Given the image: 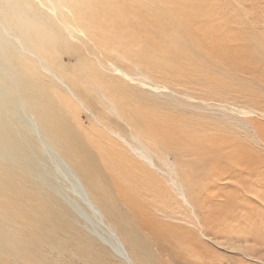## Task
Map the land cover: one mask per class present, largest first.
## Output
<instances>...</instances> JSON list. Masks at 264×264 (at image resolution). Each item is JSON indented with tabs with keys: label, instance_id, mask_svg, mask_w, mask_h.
<instances>
[{
	"label": "bare ground",
	"instance_id": "1",
	"mask_svg": "<svg viewBox=\"0 0 264 264\" xmlns=\"http://www.w3.org/2000/svg\"><path fill=\"white\" fill-rule=\"evenodd\" d=\"M52 1L50 7L70 32H83L96 41L103 50L97 57L106 58L114 53L126 60L136 59L140 40L128 23L121 21L122 14L113 0H58V7ZM35 10L38 8L30 0H0V264H63V256L66 264H79L80 260L82 264H159L176 250L170 245L172 241L185 242L181 238L185 230H188L185 238L190 242L188 245L195 249L199 244L195 229L164 223L151 211L152 203H165L171 194L151 170V165L134 160L128 155L131 154L128 149L110 137L118 134L127 140L123 128L109 120L106 125L97 118L101 128L94 126V129L100 131L99 139L108 147L106 164L102 165L84 142L82 126L75 119L82 108L92 111L86 102L92 89L80 71L72 70L63 62L71 44L52 20L44 21V15ZM170 25L177 32L185 29L179 16L172 17ZM208 34L210 38L215 33L211 30ZM179 43L177 39H166L161 46H153L155 57L146 59L145 65L163 70L161 63L167 59L164 56ZM138 54L144 56L145 51ZM83 65L88 75L86 80L92 82L90 85H100L94 80V73L99 69ZM40 67L50 75L48 83L44 82ZM112 89L110 93L114 97L108 95L109 91L104 97L116 107L121 119L136 129H150L156 140L167 146L178 139L181 126L173 119H167L166 128L153 124L156 118L147 116L139 102L129 107L116 95V88ZM23 115L27 121H23ZM165 132L176 136L169 140ZM216 139L224 145L237 146L239 152L230 150L227 157L219 158L221 153L206 162L205 178L210 183L213 181V186L226 179L216 173L217 167L238 168L245 158L251 160L255 153L240 141L230 144L229 136ZM129 147L133 153L149 160L137 147L130 143ZM251 161L248 169L257 174L253 169L257 161ZM52 163L71 181L79 201L97 219L106 240L92 236L81 224H75V212L57 194L51 177ZM193 166L198 167L196 163ZM184 173L192 209L197 215V208L204 206L208 212L204 221L212 220L216 217L215 209L209 212L206 207L211 199L208 202L204 197L198 199L210 185H202L199 171ZM127 182L129 187L125 188ZM136 191L139 193L134 194ZM122 197L126 205L120 202ZM247 211L248 216L255 213L251 208ZM187 220L196 226L192 218ZM49 249H54L56 255L52 256ZM117 258L123 262H113Z\"/></svg>",
	"mask_w": 264,
	"mask_h": 264
},
{
	"label": "rangeland",
	"instance_id": "2",
	"mask_svg": "<svg viewBox=\"0 0 264 264\" xmlns=\"http://www.w3.org/2000/svg\"><path fill=\"white\" fill-rule=\"evenodd\" d=\"M30 1L44 15L42 19L52 20L71 44L63 62L72 70L80 71L92 89L86 98L92 111L82 108L75 119L82 126L84 142L98 161L106 164L108 147L99 139L100 131L94 129V126L101 128L97 118L106 125L109 120L123 128L127 140L118 134L110 137L128 149L132 154L128 155L134 160L151 165V170L171 194L167 202L151 204L153 214L164 223L195 229L199 240L195 249L185 239L188 231L185 230L181 235L185 242L172 241L170 245L176 250L159 264H264V0H113L122 14L121 21H126L140 40L135 60H126L114 53L106 58L97 57L103 50L96 41L83 32H70L50 7L52 0ZM54 3L59 6L58 0ZM175 16L181 18L185 29L177 32L170 25ZM211 30L215 34L208 38ZM166 39H177L180 43L164 56L167 59L161 63L163 70L146 66V59L155 57L153 46H161ZM140 51H145V55L140 56ZM241 56L244 57L239 59ZM83 64L99 69L94 73V80L100 85H90L92 82L86 80L88 75ZM40 68L44 82L48 83L50 75ZM112 87L129 107L139 102L147 116L156 118L153 124L166 128L167 119H173L181 126L178 139L167 146L158 142L150 129H136L121 119L116 107L104 97L106 91L114 97L110 93ZM22 119L27 121L25 115ZM165 133L169 140L176 136ZM222 135L231 137L230 144L240 141L255 152L251 160L257 161L253 166L257 174L249 171L252 161L245 158L238 168L217 167L216 173L226 178L218 184L215 182L213 186V181L210 183L205 178L207 170L203 168L209 159L221 153L219 158H225L230 150L239 152L237 146L224 145L216 139ZM129 143L149 160L133 153ZM193 163L198 167L191 168ZM53 170L51 177L57 194L75 212V224H81L92 236L106 240L97 219L79 201L76 189L63 170L54 164ZM184 171L201 172L202 185L212 186L198 197H204L207 202L211 199L206 207L209 212L215 209L216 217L212 220L204 221L208 214L204 206L197 208V215L192 209ZM124 187H129V183ZM120 202H125V198ZM247 208L255 212L253 216H248ZM189 217L197 222L196 226L187 220ZM105 223L113 229L108 221ZM49 252L56 255L54 249ZM64 258L62 263L66 264ZM115 260V263L121 261ZM78 263L82 264L81 260Z\"/></svg>",
	"mask_w": 264,
	"mask_h": 264
}]
</instances>
